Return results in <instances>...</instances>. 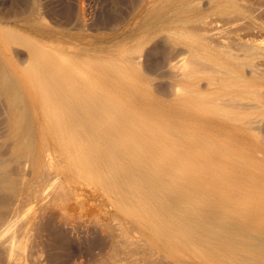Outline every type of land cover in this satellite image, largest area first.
<instances>
[{"label": "bare ground", "instance_id": "1", "mask_svg": "<svg viewBox=\"0 0 264 264\" xmlns=\"http://www.w3.org/2000/svg\"><path fill=\"white\" fill-rule=\"evenodd\" d=\"M255 1L177 3L178 22L164 32L180 48L169 65L179 83L157 107L133 58L137 51L118 59L58 51L47 57L37 42L27 43L29 63L18 73L30 96L25 116L36 127V167L46 175L58 167L59 175L97 185L112 212H103L113 221L108 226L119 230L110 264H176L168 261L172 255L192 264L223 244L253 252L264 231V204L246 203L240 194L264 193V143L255 136L264 122V39L258 37L264 2ZM151 26H144L146 35ZM51 188L30 192L0 215V264H28L35 206L42 209ZM230 188L240 194L230 204L220 201Z\"/></svg>", "mask_w": 264, "mask_h": 264}, {"label": "rangeland", "instance_id": "2", "mask_svg": "<svg viewBox=\"0 0 264 264\" xmlns=\"http://www.w3.org/2000/svg\"><path fill=\"white\" fill-rule=\"evenodd\" d=\"M174 1L0 0V215L18 207L21 197L26 202L30 192L41 194L52 187L51 198L45 201L42 209L40 205L35 206L39 214L27 240L28 264H110L109 251L119 230L115 225H110L111 229L108 226L113 221L103 212L107 211L108 215L112 212L99 198L95 183L78 180V175H59L58 167L52 170V175L36 167L37 140L33 133L36 127L33 120L26 117L29 116L30 96L18 73L29 63L27 43L37 42L47 57L58 51L65 55L83 53L91 58L112 56L118 59L124 51H137L133 58L140 65L141 74L152 84L149 93L157 107L161 101L174 97L179 83L169 65L176 60L180 48L169 41L164 32L177 23L180 16H172L173 8L181 0ZM257 2L264 1H255V6L261 4ZM158 14L169 20L155 19ZM258 19L264 27L263 10ZM147 24L154 28L149 35L144 33ZM3 31L15 38L10 39ZM258 37L264 39V33ZM255 134L263 144L264 122L256 128ZM259 158L264 166V155ZM55 183V187L60 188H54L53 192ZM248 189L241 194L227 189L220 201L230 204L234 196L240 194V199L246 203L264 204V193L254 196ZM215 247L210 248V253L203 250L191 263L239 264L242 259L240 264H264V231L254 243L250 256L246 249L231 246L228 249L224 244L220 249ZM219 257L224 259L217 260ZM168 258L170 263L181 264L174 255Z\"/></svg>", "mask_w": 264, "mask_h": 264}]
</instances>
